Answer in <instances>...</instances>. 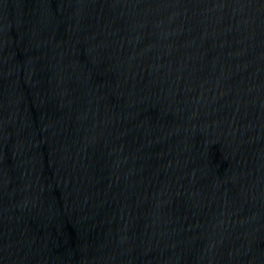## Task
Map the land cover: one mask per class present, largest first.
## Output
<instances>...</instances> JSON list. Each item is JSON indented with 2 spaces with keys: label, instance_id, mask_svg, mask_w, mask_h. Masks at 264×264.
Masks as SVG:
<instances>
[{
  "label": "water",
  "instance_id": "1",
  "mask_svg": "<svg viewBox=\"0 0 264 264\" xmlns=\"http://www.w3.org/2000/svg\"><path fill=\"white\" fill-rule=\"evenodd\" d=\"M0 264H264V0H0Z\"/></svg>",
  "mask_w": 264,
  "mask_h": 264
}]
</instances>
